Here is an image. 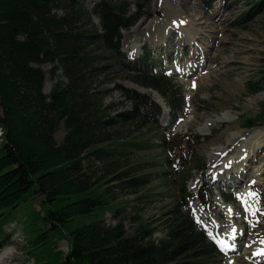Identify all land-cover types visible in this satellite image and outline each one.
<instances>
[{
  "label": "rangeland",
  "instance_id": "obj_1",
  "mask_svg": "<svg viewBox=\"0 0 264 264\" xmlns=\"http://www.w3.org/2000/svg\"><path fill=\"white\" fill-rule=\"evenodd\" d=\"M102 1L110 0H80V8L89 16V22L81 16L75 27L81 28L85 35H90V41H95L93 49L102 55L101 59L108 58L104 61L106 69L98 79L96 90L101 93L103 105L110 108V116L128 111L134 113V102L125 93L129 88L149 96L156 104L169 102L155 89L143 86L147 71L131 68V65H141L132 58L144 56L147 50L151 52L148 56L150 60L141 65L142 68L158 74L168 71L165 77L181 99L185 96V100L181 107L179 102H175L174 108L169 103L162 106V114L156 117L158 122L139 118L129 125V129L120 130L123 136H131V140L142 141L144 147L129 154L112 155L108 160L120 162V171L135 164H145L134 179L137 183H147L126 190H120L115 181L105 184L107 188L117 186L113 189L121 196L113 209L105 211L98 220L109 227L123 223L130 236L148 232V228L152 227L153 239L159 244L168 237L169 227L166 228V224L172 217L171 213L185 215L190 210L192 218L199 221L196 224L200 229V222L205 220L207 229L216 227L221 235H228L232 239L233 228L241 235L237 242L241 251L228 256L219 253L214 257L217 263L261 264L256 252L264 244V143L253 147L256 140L251 137L241 143L240 134L264 128V121L253 127L243 126L248 118L261 112L264 103L263 90L250 93L248 89L249 82H260L264 76V8L259 7L264 3L263 0H215L210 6H205L202 0H112L129 2L125 7L127 10L123 7L115 14L119 17L118 28L121 23L130 24L118 32L114 31L117 35L113 37V44L107 39H100L101 36L97 37L104 34L106 25H112L106 22L100 8H97ZM256 4H259L257 12L254 11ZM60 8H55L53 12L57 11L58 16L69 15L68 8ZM183 20L186 22H183L184 26L180 24ZM176 23L182 27L173 28L172 24ZM187 34L192 36L191 39L197 36V42L193 45L196 51L187 49V44L192 45ZM161 36L162 41L158 42ZM118 48L121 55H118ZM130 53L135 55L131 57ZM31 65L44 71L42 93L50 102L54 86L62 78L66 82L67 74L56 59L42 64L32 62ZM178 67L183 70L185 67L190 68V74L177 78L170 69ZM55 70L56 74L53 73ZM3 113L0 101V115ZM117 129L112 127V130ZM65 134L62 129L55 136L59 142H63ZM248 147L250 157L241 170L244 172L246 168L247 177L256 179L259 186L252 192H240V188H237L235 194L228 197L230 201L222 202L221 189L230 188L228 184H236L233 181L235 177L224 173L220 188L219 182L205 180L212 176L217 179L216 169L219 176L225 170L229 173L230 169L234 171L230 164L228 167L224 164L233 160L232 154H244ZM89 156L94 160L92 155ZM94 162L96 171L103 176L102 166ZM96 171L89 173L95 179L100 176ZM205 182L211 185L207 184L210 190L205 194L203 206L198 194L204 189ZM39 186L37 183L36 189L17 208L8 211V217L7 213L0 217V254H3L0 264H37L30 251V233L37 228L46 232L48 241L55 242L56 251H61L63 255L69 253L67 239L51 240L52 226L42 218L50 197ZM248 193L257 195L253 197ZM185 196L196 200H184ZM79 197L72 196L71 200L62 197L64 199H59V205ZM252 209L257 210L255 215ZM87 221L90 218L79 220ZM189 226L186 224L185 230ZM73 228L75 225L68 227V230ZM212 233L206 236L209 240H215L220 250L218 239Z\"/></svg>",
  "mask_w": 264,
  "mask_h": 264
},
{
  "label": "trees",
  "instance_id": "obj_2",
  "mask_svg": "<svg viewBox=\"0 0 264 264\" xmlns=\"http://www.w3.org/2000/svg\"><path fill=\"white\" fill-rule=\"evenodd\" d=\"M126 3H100L103 18L112 25H106L104 34L97 37L113 44L114 31L130 25L121 23L118 28L115 14L120 8L127 10ZM59 6L68 8L69 15L53 12ZM80 7L78 0H0V101L4 110L0 115V217L5 213L8 217V211L17 208L39 183L50 197L42 218L52 226L55 236L52 234L51 240L67 239L70 251L66 255L56 251L55 242L46 239L44 230L32 228L30 251L37 264H211L215 248L196 231L189 212L171 213L166 224L168 237L159 244L153 239L152 227L130 236L123 223L109 227L98 220L121 196L113 189L117 186L107 188L105 184L115 181L120 190H126L147 183L134 179L145 164L120 171V162L108 158L144 147L142 141L131 140L120 130L129 129L139 118L151 120L149 116L155 115L158 107L149 96L129 88L125 93L135 104L134 113L110 116V108L103 105L96 90L108 58L101 59L93 49L95 41L75 27L81 16L89 22ZM259 7L263 9L264 3ZM117 51L122 54L120 48ZM55 59L68 80L58 81L48 102L42 93L44 71L31 64ZM144 79L143 86L167 97L171 105L181 99L165 76L148 75ZM248 89L250 93L264 91V76L260 82H249ZM263 121L264 103L261 112L243 126L253 127ZM62 129L66 134L59 142L55 134ZM94 161L102 166L103 176L96 171ZM94 170L100 175L97 179L89 174ZM72 196L80 197L59 205L60 198L71 200ZM84 218L90 221L79 222ZM70 222L75 228L68 230ZM186 224L190 225L187 230Z\"/></svg>",
  "mask_w": 264,
  "mask_h": 264
},
{
  "label": "bare ground",
  "instance_id": "obj_3",
  "mask_svg": "<svg viewBox=\"0 0 264 264\" xmlns=\"http://www.w3.org/2000/svg\"><path fill=\"white\" fill-rule=\"evenodd\" d=\"M174 21H176V19ZM180 24L183 25V23H180ZM187 37H189L190 40L192 38V36H190V35H188ZM157 41L158 42L162 41V37H160ZM155 95H157V94L155 93ZM220 119L221 118H217V120H220ZM215 121H216V119H215ZM240 137H241V143H242V141L244 142L246 139H248L250 137L252 139H255L256 141H255V144H253V147L254 146L259 147L260 145H262L264 143V128H255V129H252L250 131H245V132L243 131L242 134H240ZM241 153L235 152L234 154L231 155V157H233V160L227 161V164H230V168H233V170L235 171V174H239L240 172H243V170H241V169L244 167L245 162L250 157V154H249L250 148L248 150H245L244 154H241ZM238 171H240V172L238 173ZM227 206H229V205H227ZM230 207H232V209H233L232 205ZM205 228L207 229V227H205ZM232 234H233V232H232ZM237 234H239L238 231H236L233 236H236ZM228 238H226V239L228 242H230L232 239L230 237H228ZM225 242H226V240H225ZM260 249L262 252V250L264 249V244L260 247ZM257 253H258V251H257ZM258 255H260V254L258 253ZM1 257H3V254H0V259H1Z\"/></svg>",
  "mask_w": 264,
  "mask_h": 264
},
{
  "label": "snow or ice",
  "instance_id": "obj_4",
  "mask_svg": "<svg viewBox=\"0 0 264 264\" xmlns=\"http://www.w3.org/2000/svg\"><path fill=\"white\" fill-rule=\"evenodd\" d=\"M180 23H183V21H181ZM247 195H250V196H253V197H255L257 194L256 193H248ZM245 203H246V201H245ZM256 209H252V213H253V215H255L256 214ZM233 235L235 234V232H236V229L235 228H233ZM262 251H264V250H262Z\"/></svg>",
  "mask_w": 264,
  "mask_h": 264
}]
</instances>
